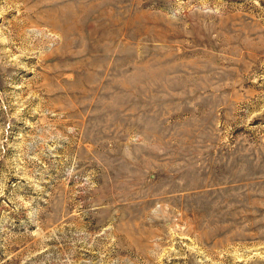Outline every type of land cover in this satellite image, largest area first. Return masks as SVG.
<instances>
[{
  "label": "rangeland",
  "instance_id": "obj_1",
  "mask_svg": "<svg viewBox=\"0 0 264 264\" xmlns=\"http://www.w3.org/2000/svg\"><path fill=\"white\" fill-rule=\"evenodd\" d=\"M0 264H264V0H0Z\"/></svg>",
  "mask_w": 264,
  "mask_h": 264
}]
</instances>
